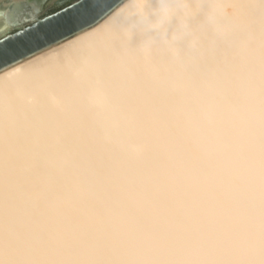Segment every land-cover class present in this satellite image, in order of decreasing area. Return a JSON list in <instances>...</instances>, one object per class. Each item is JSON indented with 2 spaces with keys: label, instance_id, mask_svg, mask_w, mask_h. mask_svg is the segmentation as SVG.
I'll list each match as a JSON object with an SVG mask.
<instances>
[{
  "label": "bare ground",
  "instance_id": "obj_1",
  "mask_svg": "<svg viewBox=\"0 0 264 264\" xmlns=\"http://www.w3.org/2000/svg\"><path fill=\"white\" fill-rule=\"evenodd\" d=\"M138 2L154 8L175 6L167 13L174 22L141 19ZM118 9L121 15L110 19ZM114 10L88 28L105 26L106 42L99 44L93 37L62 52L53 61L57 67L51 80L32 74L28 64L47 49L0 71L19 69L7 80L0 75V117L24 109L55 121L47 138L52 149L41 156L39 169L41 181L53 185L72 178L75 156L66 143V127L113 171H134L149 159L156 146L151 114L141 119L122 104L129 94L165 112L172 131L182 132L203 158L224 147L222 139L210 134L231 132L248 189L243 243L214 252L61 250L25 255L0 249V260L211 259L261 264L262 0H124Z\"/></svg>",
  "mask_w": 264,
  "mask_h": 264
},
{
  "label": "snow or ice",
  "instance_id": "obj_2",
  "mask_svg": "<svg viewBox=\"0 0 264 264\" xmlns=\"http://www.w3.org/2000/svg\"><path fill=\"white\" fill-rule=\"evenodd\" d=\"M110 5L82 0L50 6L47 0H16L0 13V62L48 45L42 57L29 60L31 73L51 80L53 61L62 52L97 38L104 44L105 26L85 28ZM141 19L155 17L172 24L175 7L138 2ZM122 9L114 10L119 17ZM66 43L52 42L69 32ZM264 31V0H262ZM11 33L9 35L8 33ZM0 72L5 80L17 73ZM122 104L141 119L151 114L155 150L136 170L113 171L95 149L65 128L73 146L71 180L40 179L41 156L52 146L47 138L55 121L21 109L0 117V249L25 255L61 250L226 251L243 243L248 189L235 153L231 132L210 134L222 139L223 150L201 157L182 132H174L165 112L129 94ZM95 167V171H89ZM260 243L264 252V51L261 54ZM0 264H245L232 260H0ZM264 264V259L261 260Z\"/></svg>",
  "mask_w": 264,
  "mask_h": 264
},
{
  "label": "water",
  "instance_id": "obj_3",
  "mask_svg": "<svg viewBox=\"0 0 264 264\" xmlns=\"http://www.w3.org/2000/svg\"><path fill=\"white\" fill-rule=\"evenodd\" d=\"M123 1L124 0H93V2H99L102 4H107V5H110V7L105 8L98 15H96L92 20H90L89 24L85 25V28H90V27L96 25L99 21H101L104 17H106L109 13H111L116 7H118ZM15 2H16V0H0V13H6L8 11V6L10 4H14ZM35 2L41 3V2H43V0H35ZM47 2L49 4H51L53 2V0H47ZM81 2H82V0H59L53 6H58L59 4H64L67 7V6H71V4H73V3L79 4ZM79 31L80 30L77 29L75 33L69 32V33H66L64 35L58 36L57 40L52 42V45H55L57 43V41L63 42L65 40L73 37L74 35L79 33ZM8 34L11 35L10 32ZM0 42H3L2 36H0ZM47 48H48V45H44L42 48H34L31 51H25L23 53V55L18 56L16 59L9 60L7 63L0 62V71L22 61L23 59L29 58V57L37 54L38 52H41Z\"/></svg>",
  "mask_w": 264,
  "mask_h": 264
},
{
  "label": "rangeland",
  "instance_id": "obj_4",
  "mask_svg": "<svg viewBox=\"0 0 264 264\" xmlns=\"http://www.w3.org/2000/svg\"><path fill=\"white\" fill-rule=\"evenodd\" d=\"M57 1H59V0H53V2L50 4V6H53Z\"/></svg>",
  "mask_w": 264,
  "mask_h": 264
}]
</instances>
